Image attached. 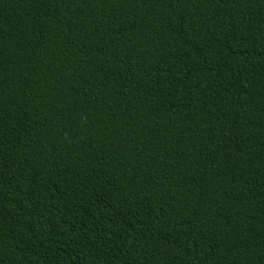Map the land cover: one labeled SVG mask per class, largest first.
Masks as SVG:
<instances>
[{
  "label": "trees",
  "instance_id": "16d2710c",
  "mask_svg": "<svg viewBox=\"0 0 264 264\" xmlns=\"http://www.w3.org/2000/svg\"><path fill=\"white\" fill-rule=\"evenodd\" d=\"M0 264H264V0H0Z\"/></svg>",
  "mask_w": 264,
  "mask_h": 264
}]
</instances>
